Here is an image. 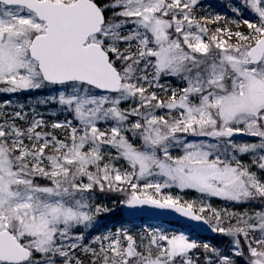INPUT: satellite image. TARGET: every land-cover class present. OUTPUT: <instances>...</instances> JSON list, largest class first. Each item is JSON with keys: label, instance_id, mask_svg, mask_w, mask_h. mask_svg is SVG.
<instances>
[{"label": "rangeland", "instance_id": "obj_1", "mask_svg": "<svg viewBox=\"0 0 264 264\" xmlns=\"http://www.w3.org/2000/svg\"><path fill=\"white\" fill-rule=\"evenodd\" d=\"M113 7L88 41L118 65L122 92L49 84L58 103L75 101L80 113L75 190L23 181L17 197L0 195V230L31 250L18 264H124L131 248L143 264H193L194 246L213 245L183 223L125 219L121 206L134 194L189 206L218 233V210L246 208L253 218L246 242L264 241V56L257 64L246 56L264 32V0H122ZM44 27L29 10L0 3V178L4 153L33 158L52 173L65 174L74 162L62 141L47 148L48 117L33 101L45 82L28 45ZM51 124L68 129L75 120ZM109 185L129 191L108 196ZM96 252L107 259L94 262ZM251 252V264L264 263V250Z\"/></svg>", "mask_w": 264, "mask_h": 264}, {"label": "water", "instance_id": "obj_2", "mask_svg": "<svg viewBox=\"0 0 264 264\" xmlns=\"http://www.w3.org/2000/svg\"><path fill=\"white\" fill-rule=\"evenodd\" d=\"M7 5L24 6L45 22L43 33L35 35L29 55L37 60L43 79L49 83L78 81L105 92H117L122 79L98 43L85 44L100 30L104 15L92 0L73 2L53 0H0ZM251 63L264 55V34L247 51ZM244 137L245 134L240 133ZM125 217L145 216L152 220L183 221L199 235H212V226L193 209L173 202H158L133 195L122 206ZM30 250L21 245L8 229L0 230V261L28 260Z\"/></svg>", "mask_w": 264, "mask_h": 264}, {"label": "trees", "instance_id": "obj_3", "mask_svg": "<svg viewBox=\"0 0 264 264\" xmlns=\"http://www.w3.org/2000/svg\"><path fill=\"white\" fill-rule=\"evenodd\" d=\"M102 8L107 20L110 18L111 12L114 10L113 4L120 0H95ZM127 64L126 60L124 61ZM118 66V65H116ZM4 86V84H0ZM38 92L34 95L33 101L35 103L38 113L45 114L48 120L45 122L46 125L43 127L44 136L49 142L54 139H60L65 147H69L70 151L74 154L75 162L70 165V171L66 174L56 173L52 174L45 170H40L34 160H25V158L19 157L17 154L2 155L3 172L4 177L0 178V183L5 186L6 192L0 195H9L14 198L17 197L22 191V183L19 180H14L15 175L26 179L29 185L38 188L51 187L58 189L62 185H69L72 187L73 183L77 180L79 168L82 164V152L78 150L76 143L83 133V130L77 125V116L80 114L78 111V105L75 101L67 103L62 101L58 103V93L56 92V86L49 84H42V87L38 88ZM51 89H54L53 91ZM112 97L117 94H110ZM166 100V98H163ZM25 102V98L23 101ZM49 111V113H46ZM70 117L75 120L74 128L71 130L65 127L56 128L51 124V121L55 117ZM49 144V143H48ZM51 150L52 145L49 144ZM13 172V173H11ZM45 173V174H43ZM127 190H117L114 192L115 195L124 196ZM219 211V210H218ZM228 215L222 217L220 226L222 231L216 233L215 236L210 239L213 240L214 245L210 247H204L203 243L194 246V250H190V253L194 256L193 264H251L252 254H250V247L244 240L243 233L246 231L247 221L243 216H240L238 210L235 207L227 208ZM239 211V212H238ZM233 237L238 238V244L240 252L233 254L231 252V241ZM260 248L262 244H257ZM131 255L127 259L125 264H143V255L139 250L135 248L129 249ZM91 254H88L90 256ZM101 257L107 259V255H101L96 252L93 257L94 262L99 261ZM114 264V263H112Z\"/></svg>", "mask_w": 264, "mask_h": 264}]
</instances>
